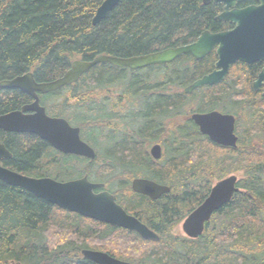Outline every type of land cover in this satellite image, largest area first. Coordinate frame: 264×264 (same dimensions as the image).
<instances>
[{"label":"trees","instance_id":"trees-1","mask_svg":"<svg viewBox=\"0 0 264 264\" xmlns=\"http://www.w3.org/2000/svg\"><path fill=\"white\" fill-rule=\"evenodd\" d=\"M103 1L0 0V82L28 72L37 83L50 82L75 60L131 58L184 46L212 25V11L203 0H121L92 26ZM198 72L189 55L136 71L97 64L54 93L55 98L40 99L48 115L80 128L95 159L62 155L32 134L0 131V142L11 154L4 165L35 178L68 181L87 175L92 182L102 180L91 166H125L136 175L167 182L172 192L166 197L177 196L148 204L127 201L131 210L177 222L210 187L202 181L209 167L216 179L243 169L238 185L244 195L237 193L226 210L210 220L203 236L175 241L178 253L163 236L162 243H149L143 254L147 261L176 264L188 259L200 264H264V124L255 138L239 139L237 150L225 151L199 134L189 119L192 113L209 111L222 97L236 98L231 92L210 98L207 88L185 93L182 88L192 84ZM29 102L18 90L0 88V115ZM246 107L255 112L252 105ZM123 120L128 125L124 130L118 126ZM154 143L163 149L158 161L148 154ZM147 165L163 167L154 173L144 169ZM99 229L91 219L0 181V264H93L82 259L80 251L106 247L110 242L104 240L114 232Z\"/></svg>","mask_w":264,"mask_h":264},{"label":"water","instance_id":"water-1","mask_svg":"<svg viewBox=\"0 0 264 264\" xmlns=\"http://www.w3.org/2000/svg\"><path fill=\"white\" fill-rule=\"evenodd\" d=\"M120 1L104 0L96 9L91 20L92 26H96L104 20ZM208 1L204 0V4H207ZM233 1L227 0L228 5L233 6ZM255 13L256 11L253 8L243 13L241 11L229 12L225 10L218 19L228 20L235 24L236 28L232 32L216 35L203 32L198 40L192 44L167 48L131 58L100 55L91 61L75 60L63 76L50 82L37 83L31 72L10 80L1 81L0 88L19 90L30 96L32 102L24 105L19 110L0 115V131L15 134H33L64 155L94 160L96 157L95 151L80 138V129L71 126L64 118L47 115L45 108L40 105L38 93L46 94L72 85L97 64L107 63L118 68L136 71L154 65L171 64L184 54H189L195 59H201L210 53L214 44H219L217 66L223 67V70L205 75L195 81L185 89L186 93H191L200 86L212 85L222 80L230 63L245 60L242 54L244 52L240 47L243 45L244 40H251L255 37V34L242 31L244 27L248 28V24L243 23L242 15L250 16L248 22L254 23L256 20ZM228 46H231L232 49H227ZM190 118L199 128L200 133L207 136L211 142L224 147H236L237 138L233 134L232 117L217 112H209L204 114L195 113ZM161 154L160 145H154L150 149V155L154 160L160 159ZM10 158L11 154L4 144L0 143V160ZM236 180V176L231 175L217 182L203 203L188 215L182 228L189 237L196 238L199 236L202 233L204 223L209 221L212 213L230 201L237 191L235 187ZM0 181L8 186L21 188L36 198L84 218L136 231L145 239L154 240L157 238L154 233L134 217L127 215L108 192L94 193L96 189L102 188L103 185L89 182L86 177L61 182L48 177H29L0 165ZM132 190L151 199H157L169 192V188L144 179L133 180ZM81 255L83 259L94 264H128L115 260L104 253L88 249L82 250Z\"/></svg>","mask_w":264,"mask_h":264},{"label":"flooded vegetation","instance_id":"flooded-vegetation-1","mask_svg":"<svg viewBox=\"0 0 264 264\" xmlns=\"http://www.w3.org/2000/svg\"><path fill=\"white\" fill-rule=\"evenodd\" d=\"M233 2L234 5L230 6L228 5L227 0H217V1L209 0L207 4H204V0H203L202 2L203 5L208 6L212 11V25L209 26L207 29H204L202 32H200V34L192 42V43L196 42L203 32H208L211 35L232 32L236 28L235 24L231 23L228 20L218 19L224 13L225 10L229 12L241 11L243 13L246 12V10L248 9L251 8L255 9L256 20L254 23L248 22V19L251 18L250 16L246 14L242 15V19H244L243 23L244 24L247 23L248 24L247 27L250 28L248 29L244 27L242 31L244 33L253 32L255 34V37L252 38L251 40H244L243 45H241L240 47L241 50L244 52L242 54L244 55L245 60H237L233 63H230L223 79L218 81L217 83L212 85L200 86L199 88L192 91V92L201 91L203 88H207V92L212 93L210 95L211 96L210 98L212 97L220 98L219 96H216L215 93H228V92L235 93L232 94V96L237 100L236 99L228 100L222 97V99H218L219 101L209 111L202 113L197 112L199 114L217 112L222 115L232 117L233 134L237 138L236 147L235 148L224 147L212 142V144L218 146L219 148L225 149V151H228L229 149L237 150L239 139L247 140V139L255 138L258 134H260L261 125L264 124V101L261 99L262 97L264 98V0H234ZM218 47L219 44H214L212 46L210 53H208L201 59H195L189 54H184V55H189L192 58L193 67L195 68V70L199 71L198 73L200 76L195 81L199 80L205 75H209L223 70V67L217 66V63L219 61V55L217 53ZM227 49H232V47L228 46ZM195 81H193V83ZM190 85L183 87L182 90L185 92V89ZM160 87H164V86H160ZM42 96L55 98L54 94L52 96H49V94L38 93L40 105H41L40 99ZM28 97L30 98L29 103H31L32 98L30 96ZM245 99H249V100L247 101ZM247 104L252 105V107L255 109L254 113L253 111L251 113L247 112V107H246ZM193 126L196 128L199 134L203 135L202 133H200L199 128L194 123ZM119 128L124 130L127 127L125 128L119 126ZM203 136L209 140L207 136L205 135ZM161 152L163 155L162 147H161ZM4 160H8V159H3V160L1 159L0 165L6 167L4 165ZM158 160H154V161H158ZM151 167L147 165L146 168L144 169L145 170L149 169L150 172H154L157 170L160 171L163 166L151 165ZM90 168L95 169L97 172V177L102 180L98 182H92V181L90 182L103 185L102 188L96 189L94 193L97 194L103 191L108 192L110 195L113 196L115 203L118 206H120L126 212L127 215L134 217L139 223L147 227L148 230L154 233L157 237L154 240L145 239L136 231H131L129 229L122 227H114L105 222L95 221L98 224H100L99 230L104 231L106 229L111 228L114 229V232H112L113 234H111L108 239L104 240V241L109 240L110 242L106 245V247H101V249L92 250V251L104 253L115 260L128 264H174V263L176 264V262H164V261L154 262L149 259H148L149 261H147L145 255L143 254L144 248H146L149 243H162L163 239H161V237L164 236L168 238V242L170 243L171 246H173L175 252L178 253V251L181 248L176 247V244H174L175 241L182 239L187 241L198 240L207 231V225L210 222V220L215 215L222 214V212L226 210L227 206L230 205V202L237 193H239L241 197L245 193V190L240 189L238 185L241 177H243V171H242L243 169L234 171L233 173H228L226 176H224L221 179H216L215 177L216 172L212 171L213 169L212 167H209L208 172H206L203 175L202 181H204L203 185H205L206 188L207 185L211 183L210 187L207 188L206 193L202 195V200L195 208H197L200 204H202L203 201L209 196L211 189L214 187V185L217 182L231 175L236 176L237 180L235 187L237 191L233 194V196L231 197L228 203H226L225 205L217 209L214 213H212L209 221L204 223V228L202 233L196 238H191L186 234L182 226L188 215L195 208L191 212H189L183 219L177 222L176 218L175 219L171 218L169 220L163 221L161 219H157L151 214L150 215L146 214V212H144L143 214L137 211L133 212V210H131L130 205L127 204V201H133L136 199H142L141 202L147 203L148 201L149 202L162 201L165 198H166L165 200L177 198V196L166 197L172 192L171 190L172 188L168 184H166L167 182L165 181L160 182L158 180H154L149 177L147 178L146 176L144 177L142 175H136L133 173L132 170H130L128 167L125 166L98 164L95 166H91ZM85 176L86 175L82 176L81 178ZM208 178H212V180L210 181ZM135 179H144V180L152 181L159 186H164L169 188V192L161 195L157 199H151L146 195L134 192L132 190V182ZM101 227L103 229H101ZM105 227L107 228L105 229ZM155 252H152L151 254ZM171 255L174 256L172 253ZM80 256L82 258L81 251H80ZM185 264H200V263L198 262L191 263L189 262L188 259V262H186Z\"/></svg>","mask_w":264,"mask_h":264},{"label":"bare ground","instance_id":"bare-ground-1","mask_svg":"<svg viewBox=\"0 0 264 264\" xmlns=\"http://www.w3.org/2000/svg\"><path fill=\"white\" fill-rule=\"evenodd\" d=\"M63 88V87H62ZM62 88H60V89H58V90H56V91H53V92H48V93H46V94H54V93H56V92H59V91H61V89ZM19 91V90H18ZM21 92V91H20ZM15 111V110H14ZM13 112V111H12ZM10 113V112H9ZM4 115V114H3ZM67 121V120H66ZM77 127V126H76ZM79 128V127H78ZM80 129V128H79ZM33 135V134H32ZM35 136V135H34ZM1 143V142H0ZM154 145H158L157 143H154V144H152L149 148H148V150H149V152H148V154H149V156L151 157V155H150V149L152 148V146H154ZM10 153V152H9ZM87 179H88V177H87V175L85 176ZM40 178H42V177H40ZM88 181L90 182V180L88 179ZM203 228H204V225H203ZM203 231V230H202Z\"/></svg>","mask_w":264,"mask_h":264},{"label":"rangeland","instance_id":"rangeland-1","mask_svg":"<svg viewBox=\"0 0 264 264\" xmlns=\"http://www.w3.org/2000/svg\"><path fill=\"white\" fill-rule=\"evenodd\" d=\"M113 89V91L115 90V88H112ZM122 109H118V111H121ZM118 111H116V112H118ZM71 125V124H70ZM136 125L138 126L139 125V123H136ZM118 126H122V127H127L128 125H127V122L125 123L124 122V120L123 121H120L119 122V125ZM83 141H85V142H87V140L83 137V139H82ZM158 143V142H157ZM152 145V144H151ZM180 228V227H179ZM178 228V229H179Z\"/></svg>","mask_w":264,"mask_h":264}]
</instances>
